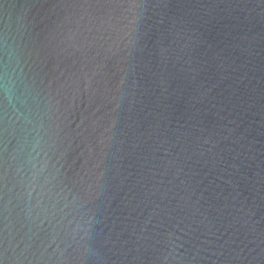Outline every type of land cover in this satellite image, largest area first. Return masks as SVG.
<instances>
[{
	"label": "water",
	"instance_id": "water-1",
	"mask_svg": "<svg viewBox=\"0 0 264 264\" xmlns=\"http://www.w3.org/2000/svg\"><path fill=\"white\" fill-rule=\"evenodd\" d=\"M0 264H264V0H0Z\"/></svg>",
	"mask_w": 264,
	"mask_h": 264
}]
</instances>
